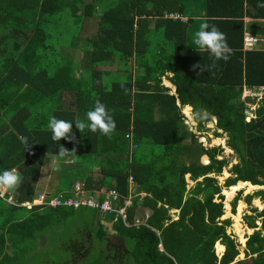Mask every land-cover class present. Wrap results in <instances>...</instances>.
Here are the masks:
<instances>
[{
  "label": "trees",
  "instance_id": "1",
  "mask_svg": "<svg viewBox=\"0 0 264 264\" xmlns=\"http://www.w3.org/2000/svg\"><path fill=\"white\" fill-rule=\"evenodd\" d=\"M243 3L205 0L203 24L223 33L230 50L227 60L213 66L207 52L188 44V21L169 16H181V0H0V169L21 175L17 189L0 191V264H17L20 255L47 243L77 210L87 212L86 226L69 240L71 264H264V188L243 198L239 190L232 199L233 212L240 199L263 203L246 215L253 231L243 239L239 258L215 178L228 160L217 158L220 148L197 143L181 113L190 107L198 131L214 117L213 134H225L238 159L226 187L238 181L264 187V49L257 42L243 47L244 14L264 18V8L252 12ZM65 17L75 30L64 29ZM113 64L130 77L106 83L102 66ZM259 87L260 99L241 97L245 88ZM32 102H38L37 112ZM97 102L115 122L110 136L87 127L80 132L73 124L70 139L52 141L50 118L87 123L85 113ZM251 104L254 117L247 120ZM197 113L204 119H196ZM20 137L28 140L25 147ZM60 146L71 153L59 155ZM201 155L209 161L200 163ZM51 158L55 181L46 200L71 196L75 181L90 194L115 189L121 201L132 195L126 220L84 205L28 207ZM137 205L150 211L139 225ZM101 220H114L115 233Z\"/></svg>",
  "mask_w": 264,
  "mask_h": 264
},
{
  "label": "rangeland",
  "instance_id": "2",
  "mask_svg": "<svg viewBox=\"0 0 264 264\" xmlns=\"http://www.w3.org/2000/svg\"><path fill=\"white\" fill-rule=\"evenodd\" d=\"M65 18L66 20H63L61 24L63 25L64 29L68 30V28H72L75 30L76 27H74L72 20H69V17H65ZM92 29H94L93 24L91 25L89 30H92ZM75 55H76L75 58L78 57L79 52H75ZM102 69L104 70V74H103L104 81L108 84L113 80L128 79L131 75L130 71L117 70L114 64L111 66H102ZM161 80H162L161 83L164 86L169 87L168 89L171 91V88L173 87V85L172 84L168 85L166 83L165 85L164 82L167 81V79H164V77H162ZM32 107H33V110L37 112L38 111L37 108L40 106L38 105V102H36V104L32 102ZM183 108L181 109V113L183 112ZM182 114L185 117V122L187 123V126L189 127V129H191L195 133L197 143H200L202 146L207 147V148L209 147L220 148L221 151L219 152V155L217 156V158L218 159L225 158L228 160V163L225 167H223L222 172L218 175H215V178L217 179L218 184L222 185L221 194L223 195V208H224V216H225L222 218L229 217L231 220V224L229 227H227L226 231L227 233H230L235 237L236 242L239 245L238 248L240 249V254H241L239 258H241L243 254L242 251L244 249L243 245L245 243V241L243 243L242 239L245 238L246 240V237L249 234H251L253 231V229L251 228L249 232L247 230L249 227L246 224V215L250 214L251 209L253 207L257 208L258 210L261 209L263 207V203L259 198H254L257 201L259 200V202L257 201L255 202V200L252 199L250 203H246L243 199H240L236 203L234 212H233L231 209V202L239 190H242L240 197L243 198L245 194L251 193L252 191H255L256 189H259V186L252 185L253 187L252 189H249L248 187H245V188L241 187V186L249 184L248 181H244L239 185V187H241L240 189L235 190V188L232 187L233 185L230 187H226L224 185V180L228 176L231 175L229 172V169L232 164L238 161V159L233 150L227 151V146L225 144V140H226L225 134L223 133L221 137H215V135L213 134V131L215 130V118L214 117H212L211 121H208L205 123L204 131H198L196 129V122L193 120V115L190 113L191 116L187 117L184 112ZM217 131L221 132L220 130H217ZM214 138H217V139L220 138L222 141L220 143L219 142L217 143V140H214ZM206 156L201 155L199 157L200 163L205 164L209 161L208 157ZM67 161L69 162L70 159H67L66 162ZM55 165H56V160L51 158V159H47L43 166V172L40 176V182L38 186L40 187V190H41L40 193H43L42 195L44 197L49 196L50 191H52L53 189V185L55 181V175L53 174V169L55 168ZM186 181H188V186L193 184L192 181H189L187 179ZM77 185L78 184L75 183L74 186L76 187ZM75 187L73 188L76 189ZM0 191L3 192L4 190L0 189ZM40 202L41 203L39 204H42V201ZM258 205H260V207ZM86 213L87 212L83 210H77L74 213H72L73 215H70L69 217L64 219L62 223L58 224L55 227L54 234L52 233L49 234V241H47V243H44L42 246L37 245L33 247L32 249H30L29 251L23 253V256L20 255L18 257L17 264H71L72 262L70 260L73 261V255L71 253L72 248L71 249L69 248L71 247L69 240H73V237L75 239H78V233L83 230L84 226H86L84 222L85 218L83 217ZM149 213H150L149 210L143 208L141 205H137L135 208V212H134L135 223L137 225L145 223L146 218L148 217ZM171 214L173 218L176 217L175 213H173V210H171ZM240 216H241V220L239 218ZM234 220H237L243 228V230L240 231L241 232L240 235H238L234 231V228H233ZM112 222H114V220ZM112 222L107 223L101 220L103 227L109 233H115L112 227V224H113ZM256 224L259 225L258 220L256 221ZM215 252L218 254L216 249H215ZM66 260L68 261L67 263H66ZM78 264H82V262L79 260Z\"/></svg>",
  "mask_w": 264,
  "mask_h": 264
},
{
  "label": "clouds",
  "instance_id": "3",
  "mask_svg": "<svg viewBox=\"0 0 264 264\" xmlns=\"http://www.w3.org/2000/svg\"><path fill=\"white\" fill-rule=\"evenodd\" d=\"M192 43L195 48L201 51L207 52L209 58L213 62V66L218 60L228 59V45L225 41L223 33H221L215 26H209L208 24H202L193 36ZM201 71H205L204 67H200ZM198 120H203L204 116L197 113L195 116ZM85 120L87 123L73 122L57 119L52 117L48 121V129L51 133V139L54 142H59L61 138L70 139V132L73 124L80 132L87 127L92 133H99L103 136H110L115 130V122L109 110H106L102 103L97 102L92 110L85 113ZM21 143L26 146L24 137L19 138ZM71 152L67 151L63 146H60L58 154L61 156H67ZM21 183V175L15 169H0V189L7 191H14L19 187ZM259 186V185H257ZM259 188H264L259 186Z\"/></svg>",
  "mask_w": 264,
  "mask_h": 264
},
{
  "label": "built area",
  "instance_id": "4",
  "mask_svg": "<svg viewBox=\"0 0 264 264\" xmlns=\"http://www.w3.org/2000/svg\"><path fill=\"white\" fill-rule=\"evenodd\" d=\"M169 16L180 17L182 19L181 16L174 13L169 14ZM257 41L258 39L256 37L247 33L244 34V49H251ZM262 91L263 87H259L256 90L245 88L241 97L245 98L251 96L260 99L262 96ZM255 107L256 105L251 104L249 105V108L245 109V115L247 120L254 117L253 110L255 109ZM131 181L132 178L129 177V182ZM75 183L78 184L76 187L74 186ZM75 183L73 184V187H75L76 189L73 188L71 196H66L63 199L62 195H55L50 199L46 200V196L44 197L42 195L43 193H40L32 202H28L27 205L29 207L33 204H39L41 203L40 201H42V204H48L52 206L64 204L76 207L78 205H84L86 207L98 208L101 214H114V220L118 217H120L123 221L126 220V210L132 205V195H128L126 198L123 199V201H121L120 194L115 189L101 188L98 191H95L94 194H90L89 192L83 189L82 184L80 182L75 181ZM141 196H143V194H141Z\"/></svg>",
  "mask_w": 264,
  "mask_h": 264
},
{
  "label": "crops",
  "instance_id": "5",
  "mask_svg": "<svg viewBox=\"0 0 264 264\" xmlns=\"http://www.w3.org/2000/svg\"><path fill=\"white\" fill-rule=\"evenodd\" d=\"M181 5H182V11H181L180 15L184 21H188V24H187L188 44L191 47L195 48V46L192 43V39H193L195 32L197 30H199L200 26L203 24V21L205 20V16H204L205 0H181ZM243 7L245 8V10H250L253 12L255 9L264 8V0H249V1L244 0ZM243 23H244V27H245L244 34L247 33V34H250V35L256 37L258 39L256 44H258L259 46H262V48L264 49V18H261V17L260 18H254V17L249 16L248 14H244ZM164 79H166V78H164ZM167 81H165L164 84ZM168 83H169V81H168ZM169 84H171V83H169ZM174 90H175V87L173 85V87L171 88V91L169 90V92L173 94V93H175ZM186 107H188V106H186ZM188 108L190 109V107H188ZM203 156H205V155H203ZM241 183H242L241 181L237 182L238 185H240ZM244 186H249V187L253 188L252 184H250V183L247 185H244ZM241 187H243V186H241ZM238 188L240 189V187H237V188H235V190H237ZM257 202H259V200ZM258 206L260 207V205H258ZM261 209H259V210H261ZM175 212H177V210H175ZM248 229H250V228H248ZM248 232H249V230H248ZM228 234H230V233H228ZM243 239H242V241H243ZM244 245H245V243H244ZM221 254L222 253H220V255L217 254L218 257H220Z\"/></svg>",
  "mask_w": 264,
  "mask_h": 264
},
{
  "label": "bare ground",
  "instance_id": "6",
  "mask_svg": "<svg viewBox=\"0 0 264 264\" xmlns=\"http://www.w3.org/2000/svg\"><path fill=\"white\" fill-rule=\"evenodd\" d=\"M166 84H168L169 85V83H167L166 82ZM183 112L186 114V116L187 117H190L191 115H190V110H189V108L188 107H184L183 108ZM182 112V113H183ZM192 120V119H191ZM214 140H217V143L219 142H221L222 140L220 139V138H214ZM231 149L227 146V151H230ZM227 153V152H226ZM206 156V155H205ZM207 157V156H206ZM241 182H244V181H241ZM250 183V182H249ZM251 184V183H250ZM253 185V184H252ZM232 187H234V188H237V187H239V185L238 184H236V185H234V186H232ZM244 187H247V186H244ZM255 200V199H254ZM257 200H255V202H256ZM233 228H234V231L238 234V235H240L241 234V232L240 231H242L243 230V228H242V226L240 225V223L237 221V220H234V223H233ZM248 230H250V229H248ZM243 233V232H242Z\"/></svg>",
  "mask_w": 264,
  "mask_h": 264
}]
</instances>
